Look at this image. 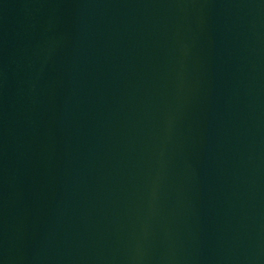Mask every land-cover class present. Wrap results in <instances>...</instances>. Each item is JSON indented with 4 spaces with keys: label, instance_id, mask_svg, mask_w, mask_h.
Instances as JSON below:
<instances>
[{
    "label": "water",
    "instance_id": "95a60500",
    "mask_svg": "<svg viewBox=\"0 0 264 264\" xmlns=\"http://www.w3.org/2000/svg\"><path fill=\"white\" fill-rule=\"evenodd\" d=\"M0 264H264V0H23Z\"/></svg>",
    "mask_w": 264,
    "mask_h": 264
}]
</instances>
